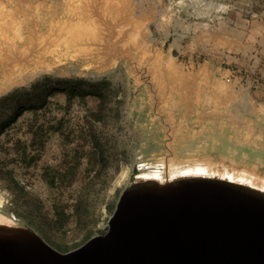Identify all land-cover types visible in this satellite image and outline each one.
Instances as JSON below:
<instances>
[{
    "label": "rangeland",
    "instance_id": "rangeland-1",
    "mask_svg": "<svg viewBox=\"0 0 264 264\" xmlns=\"http://www.w3.org/2000/svg\"><path fill=\"white\" fill-rule=\"evenodd\" d=\"M261 18L264 0H0V225L65 253L107 231L143 168L203 162L263 178L255 115L192 64L259 59L249 31ZM76 28L81 51L20 76L7 66ZM244 67L231 69L237 91L257 85V71ZM69 86L104 101L68 102Z\"/></svg>",
    "mask_w": 264,
    "mask_h": 264
},
{
    "label": "water",
    "instance_id": "water-1",
    "mask_svg": "<svg viewBox=\"0 0 264 264\" xmlns=\"http://www.w3.org/2000/svg\"><path fill=\"white\" fill-rule=\"evenodd\" d=\"M0 264H264V196L204 178H135L107 231L71 251L0 225Z\"/></svg>",
    "mask_w": 264,
    "mask_h": 264
},
{
    "label": "bare ground",
    "instance_id": "bare-ground-1",
    "mask_svg": "<svg viewBox=\"0 0 264 264\" xmlns=\"http://www.w3.org/2000/svg\"><path fill=\"white\" fill-rule=\"evenodd\" d=\"M2 12H3V10H2ZM8 24H10V23H8ZM5 25H7V24H5ZM13 25L14 24H12V26ZM10 26H11V24H10ZM11 27H10V29H11ZM14 27H17V26H14ZM72 28H74V27H72ZM72 28H71V30H72ZM13 29L14 28H12V31H14ZM8 30H7V32H8ZM78 30L79 29L76 28L72 32L70 31V35L67 34V35H69L68 37L66 36L63 39L61 38V40H59V41L54 40L53 43H50L47 45H42L41 47L38 48L37 51H35L34 48H31V49H29L28 52H23V53L19 54L18 56H15L14 59H11L9 61L6 60V64H7V66H11L12 68H14L13 71H16L17 74L20 76L23 72L35 69V68L39 67L40 65H48L52 61L53 62L60 61L63 57H65L69 54V51L71 49L73 51H81L80 49L77 50L76 46L73 44L74 41L76 39H78L79 36H81L80 33L82 31L80 30L81 31L80 32ZM15 34H14V37H16ZM2 35H1V37H2ZM7 35H6V37H7ZM60 35H61V32H60ZM21 38H20V41L22 40ZM42 39H43V37H42ZM0 40H1V38H0ZM12 41H13V39H12ZM13 42H15V41H13ZM76 42H78V41H76ZM21 45H22V43H21ZM8 50H10V49H8ZM18 50H19V47H18ZM0 79H2V78H0ZM11 79L13 80V78H10L9 82L11 81ZM141 170H142L141 174L138 177H136V183L137 184H144V183H150V182L165 183V182H173V181L184 180V179L204 178L206 180L207 179L218 180L220 182L230 183L232 185L239 186L241 188L254 191V192L259 193V194L264 196V177L260 178L258 176L253 175L252 173H249L248 171H239L236 173L235 172H232V173L228 172L227 173L225 170H223L222 172H219L218 170L215 169V167H213V165H211V164L209 165V164L203 163V162L202 163H199V162L176 163V162H170V161L167 165L157 164L151 168H143Z\"/></svg>",
    "mask_w": 264,
    "mask_h": 264
},
{
    "label": "crops",
    "instance_id": "crops-1",
    "mask_svg": "<svg viewBox=\"0 0 264 264\" xmlns=\"http://www.w3.org/2000/svg\"><path fill=\"white\" fill-rule=\"evenodd\" d=\"M249 34L253 37L255 50L257 52V57L259 54V59L257 60H195L192 62L194 68L193 70L198 78H202L204 82H217L222 81L227 83V87H231V93L238 96L236 104L243 111L247 110L251 112L254 116L253 124L258 125L261 132V138H264V19H257L253 22ZM251 39V41H252ZM227 63H231L234 69L227 66ZM251 65V66H250ZM250 67V71H257L259 75L257 85L248 91L235 90L234 71L241 67ZM236 68V69H235ZM232 69V70H231ZM244 69H247L244 67ZM247 71V70H245ZM234 80H233V79ZM248 94L250 99L247 100L244 94ZM242 94V95H241ZM251 100V102H250ZM247 101V102H246ZM255 150H245L244 152L253 153ZM243 152V153H244ZM244 156V155H243ZM262 158V157H261Z\"/></svg>",
    "mask_w": 264,
    "mask_h": 264
},
{
    "label": "trees",
    "instance_id": "trees-1",
    "mask_svg": "<svg viewBox=\"0 0 264 264\" xmlns=\"http://www.w3.org/2000/svg\"><path fill=\"white\" fill-rule=\"evenodd\" d=\"M69 83H67V84H69ZM79 84H80V82H78V85ZM58 85L56 84V87ZM53 89H56V88H53ZM67 95H68L67 96V101L68 102H70V99H73L74 96H76V95H80L81 97H85V96H96L99 101H104V95H102L100 93L95 94L94 92H85V91H82V90H77V88L75 86H69V88L67 90ZM22 112H23V106H20L18 108L17 112L14 114L13 118L10 120V122L16 121L18 119V117L21 115ZM20 157H21L20 159L25 160V157H26L25 151L20 154ZM15 188H19L17 186V184H15Z\"/></svg>",
    "mask_w": 264,
    "mask_h": 264
}]
</instances>
